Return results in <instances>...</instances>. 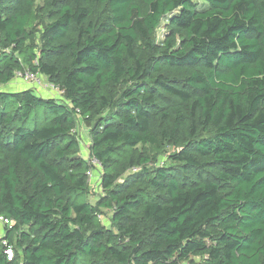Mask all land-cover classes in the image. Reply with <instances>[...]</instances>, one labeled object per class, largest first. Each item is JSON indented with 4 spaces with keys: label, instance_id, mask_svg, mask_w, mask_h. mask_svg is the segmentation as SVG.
<instances>
[{
    "label": "trees",
    "instance_id": "obj_1",
    "mask_svg": "<svg viewBox=\"0 0 264 264\" xmlns=\"http://www.w3.org/2000/svg\"><path fill=\"white\" fill-rule=\"evenodd\" d=\"M18 71L62 96L0 89V264H264V0H0Z\"/></svg>",
    "mask_w": 264,
    "mask_h": 264
},
{
    "label": "rangeland",
    "instance_id": "obj_2",
    "mask_svg": "<svg viewBox=\"0 0 264 264\" xmlns=\"http://www.w3.org/2000/svg\"><path fill=\"white\" fill-rule=\"evenodd\" d=\"M40 80H41V83L38 84L39 87H43L42 90H45V92H47L48 94L50 95H53L54 97H57V98H61L62 96V93L59 92V90L55 89L53 90L54 88H50L48 86V82L46 80V78L44 79L42 76H40ZM25 87H30V88H33V89H37L35 88V85L32 83V82H26L24 81L23 79L19 78V77H14L9 83L7 84H4V85H0V89L2 91H18L20 89H25ZM46 87L48 89H46ZM48 90V91H46ZM38 91V90H36ZM45 117V113H44V110L43 108H38L36 111L32 112V114L30 115V117L28 118V120L26 122H24L22 125L27 127V128H33L34 127V123H35V120H43ZM76 135H77V138L80 140V144H81V152H82V155L87 158V144L89 142V125L84 122L83 120H80L78 125H77V128H76ZM164 158H160L159 162H162ZM99 166L96 162H94V168L91 169V172H90V188L92 190H98L97 188V178L99 176ZM95 198L96 196L95 195H89L88 196V199L91 201V202H94L95 201ZM3 231V225L1 224L0 222V233H2ZM194 260H197V261H200L198 257H195Z\"/></svg>",
    "mask_w": 264,
    "mask_h": 264
},
{
    "label": "built area",
    "instance_id": "obj_3",
    "mask_svg": "<svg viewBox=\"0 0 264 264\" xmlns=\"http://www.w3.org/2000/svg\"><path fill=\"white\" fill-rule=\"evenodd\" d=\"M14 77H19V78L23 79L24 81H26V82H32L35 85L41 83L40 75L37 74V73H34V72H30V71H24V72L18 71V72L15 73V76ZM48 86L50 88H54L49 83H48ZM54 89H56V88H54ZM90 172H89V175H90ZM0 222H1L2 225H10V223H11L9 220H7V219H5L3 217H0ZM11 256H12L11 249H7V257L10 259Z\"/></svg>",
    "mask_w": 264,
    "mask_h": 264
},
{
    "label": "crops",
    "instance_id": "obj_4",
    "mask_svg": "<svg viewBox=\"0 0 264 264\" xmlns=\"http://www.w3.org/2000/svg\"><path fill=\"white\" fill-rule=\"evenodd\" d=\"M45 79V78H44ZM35 85V84H34ZM25 88H28V87H25ZM35 88H37L36 90H38V91H36L35 89V92L37 93V94H40V95H42V96H44V97H54L53 95H50V94H48L47 92H45V90H42V88L43 87H39L38 86V84H36L35 85ZM46 89H48L47 87H46ZM55 90V89H54ZM46 91H48V90H46ZM49 92V91H48Z\"/></svg>",
    "mask_w": 264,
    "mask_h": 264
}]
</instances>
